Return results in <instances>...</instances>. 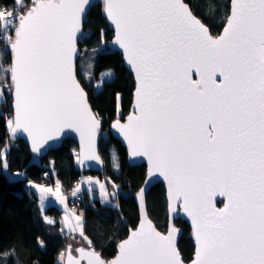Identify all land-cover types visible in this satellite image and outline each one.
<instances>
[{"label":"snow or ice","instance_id":"obj_1","mask_svg":"<svg viewBox=\"0 0 264 264\" xmlns=\"http://www.w3.org/2000/svg\"><path fill=\"white\" fill-rule=\"evenodd\" d=\"M89 5L90 0H12L11 8L0 3V43L6 45L0 52V102L5 93L11 96L13 113L5 125L13 139L18 131L27 133L34 153L67 128L85 141L84 158L100 161L96 138L102 120L77 79L78 41L91 39L84 30ZM104 10L115 26L112 43L123 49L137 80L134 112L112 128L127 142L130 157H146L150 175L168 181L173 201L182 199L197 244L191 264H264V0H232L217 36L190 0H105ZM99 38L103 45V29ZM104 51L93 48L80 73L97 95L114 79L111 69L93 71L94 54ZM9 151L7 144L0 148L5 173ZM112 166L120 168L114 151ZM28 186L36 190L41 210L48 194L66 206L59 181L55 190L32 181ZM99 186L105 200L117 196L114 183L111 192ZM143 196L141 188L138 203ZM216 196L226 198L222 208ZM73 215L76 227L69 224V231L79 229L88 247L69 245L67 264H185L175 228L165 235L145 218L119 243L118 256L106 260L84 234L82 214ZM16 257L15 249L0 250V264H19ZM64 261L61 252L59 264Z\"/></svg>","mask_w":264,"mask_h":264},{"label":"trees","instance_id":"obj_2","mask_svg":"<svg viewBox=\"0 0 264 264\" xmlns=\"http://www.w3.org/2000/svg\"><path fill=\"white\" fill-rule=\"evenodd\" d=\"M230 2L231 0H190L194 12L200 16L214 36L221 33L226 23V17L230 14ZM0 3L12 7V0H0ZM102 10L101 4L90 9L84 30L91 34V39L79 42V47L82 56L92 54L93 48L103 47L104 54H95L97 56L95 72L111 69L114 72V79L111 83L105 84L102 94L97 95L80 74L79 78L89 93L95 113H98L104 122L103 132L109 133V128L115 120H124L129 114L133 104L135 81L125 68L122 55L109 48L114 32L103 17ZM101 29L104 31L103 45L100 44L99 38ZM5 48L6 45L0 43V52ZM3 59L7 64L11 56H5ZM0 79H3L2 74ZM0 113L4 114L0 116V148L7 144L10 149L7 155L9 162L7 173L0 169V250L15 249L19 264H59L60 253L67 251L71 245L69 235L61 231L62 226L58 221L61 214L56 208H49L45 214L41 212L37 197L28 191V181L52 184L56 176L66 190L73 191L82 176L77 167L78 157L75 155L78 146L74 140L68 139L61 148L51 150L44 157L34 158L24 141L10 139L5 117L11 118L13 115L12 98L6 93L5 102H0ZM112 149H115L119 158V170L112 167ZM100 154L106 169L104 175L99 177L113 179L125 193L121 195L117 193L113 204L103 205L99 200L89 203V195L85 192L77 207L85 212L84 234L103 258L111 260L116 257L117 247L128 236L130 229L138 226L139 211L134 195L142 188L147 169L145 165L130 166L126 148L110 134L107 138L103 136ZM17 172L23 173V177L10 179V176L14 177ZM45 172L48 173L47 176L44 175ZM147 209L157 228L166 232L168 207L162 184L158 183L150 190L147 196ZM45 215L52 218L55 223H46L43 219ZM175 224L183 230L178 245L179 251L185 262H190L195 254V245L190 237L191 228L180 219L176 220ZM38 241H43L44 246L41 247Z\"/></svg>","mask_w":264,"mask_h":264},{"label":"water","instance_id":"obj_3","mask_svg":"<svg viewBox=\"0 0 264 264\" xmlns=\"http://www.w3.org/2000/svg\"><path fill=\"white\" fill-rule=\"evenodd\" d=\"M104 3H105V0H90V5L86 9L85 20H86V17L88 15L90 9L94 5H97V4H101L102 5V7H103L102 15L107 20V23L109 24L110 29L114 32V37L109 43V48H110L111 51L118 52V53H120L122 55L125 68L131 73V75L134 78L135 90H134L133 104H132V107L130 109L129 114L125 117V119L124 120L119 119L123 123V122H126L127 121V117L134 112L133 105H134V102H135V91H136L137 80H136V77H135L134 70L126 62V58H125V54L123 52V49L119 48L118 45H114L112 43V41L115 38L116 31H115V26L113 24H111V22L105 16ZM231 3H232V0L230 2V11H231ZM223 29H224V27H223ZM223 29H222L220 34H222ZM209 31H210V29H209ZM210 33H211V31H210ZM77 46L80 49L79 41H78V45ZM82 54H83L82 51H80L79 56L77 58V65H78V62H79ZM77 79L81 82V80L79 78V70L77 71ZM81 84H82V82H81ZM82 86H83V84H82ZM85 91L88 93V91L86 89H85ZM88 102H89L93 112H95L93 107H92V105H91V103H90L89 93H88ZM103 128H104V122L102 120L100 133L97 135V138H96V152L100 156V161H95V160H90V159H85L84 158L85 141L81 139L80 133L75 131V130H73V129H67L66 128L60 134L58 139L49 140L47 142V144L45 145V147L41 149L40 153H34L32 151L31 137H29L27 133L22 132V131H18L16 133V136H15L14 139L11 138L10 134H9V136H10V139L12 141H18V140L24 141L26 143V145L28 146L31 155L34 158L44 157L51 150H57V149L61 148L66 140L72 139V140L75 141V143L78 146V158H79L78 163H77L78 170L81 173H94V174H98V175H103L105 173V169H106L105 168V163H104L103 158L101 157V154H100V144H101V140L103 138V133H104L103 132ZM108 134H110L114 139L118 140L121 143V145L124 148H126L127 154H128V164L130 166L135 167V166L145 165L146 169H147L146 179H145V182H144V184L142 186V188L144 189L143 201L138 203V200H137V193L138 192L134 195V200H135V203H136V205L138 207V211H139V223H138V226L135 229H130L128 236L124 240H127L129 238V236H130V233L132 231H135L139 227L141 222L146 218L147 220H150L152 222V225L156 228V230L161 232L162 234L167 235L171 228H175L177 231L174 233V243H175L176 248L179 251L178 245H179V241H180L181 237L183 236V230L180 227L176 226L175 221L180 219V220L186 222L191 228L190 237L193 239V242H194V245H195V253H196L197 244H196V241L194 239V226L192 224V218L190 216H188V214L186 212L183 211L182 199H181V201L174 202L173 199H172V196L170 195L168 181L165 180L164 177L159 176V174L150 175L151 165H150V163H149V161H148V159L146 157H130L129 149H128V146H127V142L124 140V138H123V136L121 134H119L115 129L112 128V124H111V126L109 128V133ZM146 181H147V183H146ZM158 183L162 184L164 186L165 193H166V201H167V207H168V229H167L166 232H162L161 230H159L157 228L155 223L149 217L148 209H147V196H148L150 190L152 189V187L155 186ZM113 198L115 199V197H113ZM214 202H215V205H216L217 208H222L224 206V203H226V198L225 197H221V196H216ZM124 240H122V241H124ZM85 248L87 249V247H85ZM117 251H118V247H117ZM118 254L119 253H117L116 257L118 256ZM66 255H67V251H66ZM73 255H75V254L73 253ZM76 255H78L77 252H76ZM194 257H195V254H194ZM194 257H193V259H194ZM115 258H113V259H115ZM182 258H183V256H182ZM191 262H192V260L190 262H185V264H191ZM64 264H67L66 257H65Z\"/></svg>","mask_w":264,"mask_h":264},{"label":"rangeland","instance_id":"obj_4","mask_svg":"<svg viewBox=\"0 0 264 264\" xmlns=\"http://www.w3.org/2000/svg\"><path fill=\"white\" fill-rule=\"evenodd\" d=\"M90 55H93V54H86V55H84V56H82L80 58V60L78 62L79 74L81 73L82 70L85 69V67H86V65L88 63V58H89ZM96 58H97V56L95 55V59ZM95 69H96V65H95V67L93 69L94 72H95ZM95 92H96V90H95ZM103 136L105 138H107L108 131L104 132ZM113 151L116 154L115 149H112V153H113ZM75 155H77V157H78V151L75 152ZM77 163H78V159H77ZM80 179H81V180H79L80 183H78L75 186V189L73 190V191H75L77 188H79V191L76 192L75 196L72 195V193H73L72 190H66L65 189L64 184L56 176H55V182L52 183V184L35 183L37 185H45V186H48V187H52L53 190H55L56 181H59L60 188H61V194L65 198L66 206H65V204H61L58 200H56V198L54 196H52L51 194H48L46 196L45 200H44L43 209L46 208L45 210H48L49 208H56L61 214L60 215V221H61L60 223H62V226L64 227V229H67L68 231H69V224H71V226H73V227H76V221L74 219V215L73 214H75V215L82 214V224L84 226L85 212H84L83 209L78 208L77 205H78V203L81 202V196H82V194L84 195L85 192L88 193V195H89V200H90L89 203H93L94 200H99L103 205H109V204H113L115 202L114 198L112 196H108L107 200H105L102 197V193H101L100 186H99V184H104L105 188L108 189L109 192H111L112 191V184L113 183L115 184L113 179L108 178V177L107 178L106 177L105 178H101V177H99V175H92V173H82V176H81ZM89 180L92 181L91 184L88 182ZM96 181H99V184L95 183ZM115 185H117V184H115ZM117 186H118V192H117L118 194L120 193V195H121V193H125L123 191V189L119 185H117ZM29 188L30 187L28 186L29 193H31L32 195H35L32 191H30ZM32 190L36 193V190H34V189H32ZM71 201L76 204V208L75 207L73 208V206L71 205ZM39 204H40V200L38 199V205ZM66 216L68 217L67 221L64 219ZM83 230H84V228H83ZM68 235H69V237H68L69 238L68 239L69 243L72 245L73 249H75V248H77L79 246L87 247V243L83 240L82 237H80L79 229H77L76 232H70ZM73 238H75V239H73ZM64 253H65V257H66V251ZM73 253L76 255L75 251H73Z\"/></svg>","mask_w":264,"mask_h":264},{"label":"crops","instance_id":"obj_5","mask_svg":"<svg viewBox=\"0 0 264 264\" xmlns=\"http://www.w3.org/2000/svg\"><path fill=\"white\" fill-rule=\"evenodd\" d=\"M30 189V191H32L34 194H35V196L37 197V194L32 190V188H29ZM88 194V193H87ZM38 198V197H37ZM39 208H40V210H41V207H40V204H39ZM46 209V208H45ZM45 209H43V210H41V212L43 213V214H45L46 213V211L47 210H45ZM58 221H60V218H59V220ZM61 222V221H60ZM61 226H62V223H61ZM62 228H63V231H65V233H70V231H68L67 229H64V227L62 226Z\"/></svg>","mask_w":264,"mask_h":264},{"label":"built area","instance_id":"obj_6","mask_svg":"<svg viewBox=\"0 0 264 264\" xmlns=\"http://www.w3.org/2000/svg\"><path fill=\"white\" fill-rule=\"evenodd\" d=\"M81 200H82V197H81ZM71 205L73 206V208L76 206V204L73 203L72 201H71Z\"/></svg>","mask_w":264,"mask_h":264},{"label":"bare ground","instance_id":"obj_7","mask_svg":"<svg viewBox=\"0 0 264 264\" xmlns=\"http://www.w3.org/2000/svg\"><path fill=\"white\" fill-rule=\"evenodd\" d=\"M82 57V56H81Z\"/></svg>","mask_w":264,"mask_h":264}]
</instances>
